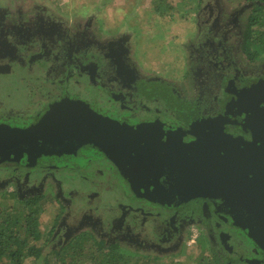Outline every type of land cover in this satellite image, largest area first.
I'll list each match as a JSON object with an SVG mask.
<instances>
[{"label": "flooded vegetation", "instance_id": "flooded-vegetation-1", "mask_svg": "<svg viewBox=\"0 0 264 264\" xmlns=\"http://www.w3.org/2000/svg\"><path fill=\"white\" fill-rule=\"evenodd\" d=\"M38 5L0 6V123L29 131L40 123L53 139L44 141L46 150L13 159L0 186L55 200L60 216L52 242L59 247L91 235L152 259L194 249L197 264H264V226L251 220L255 187H264V64L238 61L239 12L200 0L183 90L139 71L128 38L105 39L87 22ZM75 117L73 138L57 134ZM143 130L161 146L152 165L122 171L102 154L100 147L114 154V143L127 137L143 151ZM227 148L237 165L221 168L217 157L209 159L198 180L186 165L181 172L159 156L181 154L190 164L193 151L218 155ZM211 168L218 173L208 177Z\"/></svg>", "mask_w": 264, "mask_h": 264}, {"label": "rangeland", "instance_id": "rangeland-1", "mask_svg": "<svg viewBox=\"0 0 264 264\" xmlns=\"http://www.w3.org/2000/svg\"><path fill=\"white\" fill-rule=\"evenodd\" d=\"M220 1L225 11L239 14L247 5ZM34 3L51 8L64 18L73 17L78 22H87L96 34L100 32L105 39L114 36L128 38L129 57L139 71L146 75L164 77L183 90L188 87L184 79L189 74L190 54L194 58L190 43H195L198 29L195 15L197 10L193 9L192 0H0L1 7L18 10ZM237 57L241 64L247 65L239 53ZM260 64L264 63L258 66ZM12 188L8 183L0 186V189L7 191ZM1 197L0 205H3ZM14 201L11 199L9 203ZM56 210L54 204L42 214L40 221L44 231L53 224ZM95 242L99 248L104 246L97 238ZM197 252L191 249L168 258L150 260L145 259V255L139 256L145 261L141 264H197V261L200 262Z\"/></svg>", "mask_w": 264, "mask_h": 264}, {"label": "trees", "instance_id": "trees-1", "mask_svg": "<svg viewBox=\"0 0 264 264\" xmlns=\"http://www.w3.org/2000/svg\"><path fill=\"white\" fill-rule=\"evenodd\" d=\"M192 1L193 9L197 10L200 0ZM225 1L228 4H247L239 14L237 53L254 67L264 63V0ZM0 197L3 199V205H0V264L145 263L139 255L127 253L118 245L105 244L99 248L95 236L91 235L72 238L61 247L55 245L52 234L60 215L54 212V223L46 231L40 221L47 208L54 204L58 206L51 197L36 195L20 198L16 191L6 189H0ZM11 199L15 201L9 203Z\"/></svg>", "mask_w": 264, "mask_h": 264}, {"label": "water", "instance_id": "water-1", "mask_svg": "<svg viewBox=\"0 0 264 264\" xmlns=\"http://www.w3.org/2000/svg\"><path fill=\"white\" fill-rule=\"evenodd\" d=\"M75 120H76V117L72 120L70 119V121L68 122H63V124H61L63 129L59 130L57 134L59 135L62 134L63 137H67V138H73V136L77 134V130L73 126L79 124ZM41 125L42 124L39 123L37 129H35L34 131H29V130H24L21 128L12 127L10 125H7L6 123H0V174L6 171L7 166L9 164L12 165L11 164L12 161L13 163H15L14 160L23 159V155H26L25 154L26 152L32 151L33 149L37 150L41 148L46 150L47 148L50 147L49 143L47 144L45 142H49V141L51 142L53 138L48 139L47 137L44 136L46 134V131L43 129V127L40 129ZM146 126L147 125L143 124V129ZM130 128L131 130L135 132L142 130L140 127H130ZM52 132L54 133L55 131L54 130L51 131L50 134ZM82 132H84V134L87 133L88 135H90L89 131L86 128H84ZM151 137L152 135L149 132L145 130L142 131V137L141 139H139L140 141L139 146L143 151H140L139 148H136V146L131 145V141L128 137L124 140L125 142L120 139V142L114 143V149H115L114 154L108 153V151H106V149H104L103 147H100V148L103 151L102 154L104 156L111 157V159L116 163V166L122 171H123V168L125 167L137 166V165H141L142 163L146 165H149V164L152 165L154 163V158H157L155 156L157 154V149L160 148L161 146L158 145L157 143L154 144L155 146L152 145ZM121 141L124 145H120ZM208 145L209 144H207L205 149H207ZM261 146L264 148V144H262ZM195 147H197V145ZM180 150L182 152V149ZM131 153L133 155H131ZM234 154L235 153H232L229 150V148H227V151L225 153L218 154V155L208 154L207 150L206 152L205 151L200 152L199 150L198 151L196 150L191 153V156L189 159L190 164H187L188 161L186 159H183L181 157V154L164 153L163 156L160 154L159 156L161 158H166L168 161H171L169 162L171 163L169 165H171V167L173 168L179 169V171L181 172L184 170V166L186 165L189 171V175L191 177H194L193 179L198 180V178H200L201 176L202 170L205 169L204 163L207 160L217 157L218 161L217 163L213 162V163H216L214 164V166H217V167L219 166L221 168L229 167L232 165L233 162L235 163V165H237ZM118 156H120L123 159V161L117 160ZM238 156L240 158L244 156L245 158V155L241 156L240 154H238ZM9 157L12 158L11 161H9ZM202 158H206V160H202ZM252 160H255L254 163L256 164L258 163L256 160H261V157H254L252 158ZM239 161L242 162L243 160L239 159ZM262 161L264 162V159ZM242 163L247 164L248 160L245 159ZM125 164H127L128 166H126ZM206 165L209 166V164H206ZM216 170L217 169L215 168L207 169L206 170L207 176L210 177L212 175L217 174L218 172ZM0 180L6 182L7 178H2L0 176ZM127 181L130 184H133L135 182V180L131 179V177H128ZM257 189L259 188L255 187L256 193L254 194V197H255L254 198V201H255L254 210L255 208L257 210L254 211V216H253L254 218L251 220L254 223H256L258 227L260 226L263 227L264 226V207H262V205L264 206V187L262 189H259L262 192H258ZM228 191L229 193H231L230 187H228ZM149 192L152 193L150 190H148V193L145 194L147 195L148 198L150 196ZM224 197L227 203L231 204V201H230L231 197L230 196H224ZM226 197L229 200H227ZM244 205H246V202L242 204V206ZM244 215H246V211L244 212Z\"/></svg>", "mask_w": 264, "mask_h": 264}]
</instances>
